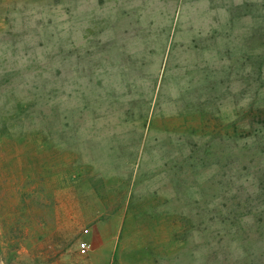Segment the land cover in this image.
Wrapping results in <instances>:
<instances>
[{"label":"rangeland","instance_id":"obj_1","mask_svg":"<svg viewBox=\"0 0 264 264\" xmlns=\"http://www.w3.org/2000/svg\"><path fill=\"white\" fill-rule=\"evenodd\" d=\"M263 15L0 0V264H264Z\"/></svg>","mask_w":264,"mask_h":264},{"label":"built area","instance_id":"obj_2","mask_svg":"<svg viewBox=\"0 0 264 264\" xmlns=\"http://www.w3.org/2000/svg\"><path fill=\"white\" fill-rule=\"evenodd\" d=\"M79 245H80V246H83L84 244H83V242H81Z\"/></svg>","mask_w":264,"mask_h":264},{"label":"trees","instance_id":"obj_3","mask_svg":"<svg viewBox=\"0 0 264 264\" xmlns=\"http://www.w3.org/2000/svg\"><path fill=\"white\" fill-rule=\"evenodd\" d=\"M263 17H264V15H263ZM262 26H263V30H264V22L262 23Z\"/></svg>","mask_w":264,"mask_h":264}]
</instances>
